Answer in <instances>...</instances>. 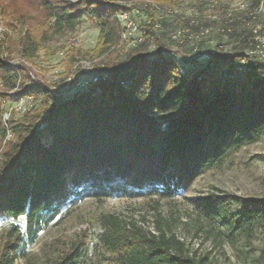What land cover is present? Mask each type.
Returning <instances> with one entry per match:
<instances>
[{
    "label": "trees",
    "instance_id": "16d2710c",
    "mask_svg": "<svg viewBox=\"0 0 264 264\" xmlns=\"http://www.w3.org/2000/svg\"><path fill=\"white\" fill-rule=\"evenodd\" d=\"M148 1L159 7L179 3ZM43 3L52 34H75L84 20L92 24L94 52L104 59L96 80L73 85L71 92L24 76L18 95L37 96L40 102L2 128V136L9 130L11 137L0 153V220L9 222L0 238V264H16L43 228L84 199L172 198L264 137V68L257 62L244 70L232 66L246 48L234 42L250 31L218 34L233 52L216 55L212 63L192 58L178 64L171 53L181 52V45L167 36V27L181 20L174 15L155 29L160 18L152 4L141 8L149 10L139 25L142 42L116 53L122 34L116 17L123 6L106 0ZM25 37L23 56L31 59L39 46L31 34ZM86 54L77 50L71 60ZM0 70L11 88L24 74L23 66L3 60ZM190 201L199 215L197 232L248 241L259 233L264 240V196L221 192ZM20 217L23 225L17 223ZM100 224L98 244L112 264H210L207 254L190 251L159 225L150 232L113 214L101 216ZM85 237L50 264H90ZM259 259L264 264V247Z\"/></svg>",
    "mask_w": 264,
    "mask_h": 264
},
{
    "label": "rangeland",
    "instance_id": "374dc122",
    "mask_svg": "<svg viewBox=\"0 0 264 264\" xmlns=\"http://www.w3.org/2000/svg\"><path fill=\"white\" fill-rule=\"evenodd\" d=\"M56 1L0 0V60L8 63L10 67L20 64L24 71V74L14 81L15 87L11 88L3 81V73L0 70V153L11 137L9 130L6 137L2 136V128L8 129L14 120H19L24 112L34 109L40 102L37 96L18 95L25 77L33 75L35 79L49 84L57 83L60 89L71 92L73 85L76 87L92 83V79L98 77L96 72L102 67L100 62L104 56H97L94 52L97 29L88 21L84 20L75 34H52L43 2L56 4ZM118 1L139 5L146 0ZM159 8L153 12L158 19L157 13H167V16L171 14L170 18L177 16L181 20L180 23L167 27V36L173 33L199 32L210 27L209 16L213 11L210 0H179L176 6ZM143 15H146L143 10L133 15L137 29L133 35L120 36L116 53L126 52L129 47L140 44H137L134 37H137V31L139 37H142L139 25L145 22L141 19ZM27 34H31L39 46L36 55L31 59L25 58L22 52ZM173 40L177 46L180 44V39ZM226 40V37L222 38L223 49L219 56L233 52ZM233 45H236L235 42ZM202 47L199 54L192 57L181 55V52L174 49L172 51L175 53L171 51V54H177L178 64H186L184 59H203L208 44L203 43ZM147 49L150 53L155 50L152 46ZM77 50L87 53L86 56L79 58L76 55L77 59L71 60V55ZM26 80L29 81V78ZM221 192L243 197L264 196V137L229 155L220 168L206 171L193 181L188 190L172 198L156 200L112 197L100 201L88 198L78 202L58 221L43 228L35 242L26 247V255L17 259L16 264L56 262L84 234L88 243L87 262L112 264L109 259L112 256L105 253L98 244L100 218L105 214H113L127 222H134L150 232H157L159 225L161 229L176 234L190 251H196L199 255L207 254L210 264H263L259 256L262 254L264 240L259 233L248 241L243 236L234 240L223 237L220 240L214 237L215 231L209 234L197 232L199 215L190 199ZM8 223L0 220V238ZM17 223L23 225V217L18 218ZM216 227V230H223L220 225Z\"/></svg>",
    "mask_w": 264,
    "mask_h": 264
},
{
    "label": "bare ground",
    "instance_id": "6f19581e",
    "mask_svg": "<svg viewBox=\"0 0 264 264\" xmlns=\"http://www.w3.org/2000/svg\"><path fill=\"white\" fill-rule=\"evenodd\" d=\"M108 2L123 6V9L117 13V17H116L122 27L123 33L121 34V37L125 35L134 34V32L137 29V24L133 20V15L139 13L142 6L146 7L153 3V2L151 3L148 0L142 2L139 5L135 3H126L118 0L117 1L109 0ZM210 3L213 8V11L209 16L211 26L205 28L204 32L215 31L220 34L225 33L228 35L240 29H245L250 31V34L247 33L248 35L247 37L242 35L245 38L241 39L239 37V39L235 41V44L237 46H239L240 44H244L246 48L239 50L236 58L232 62V66L234 67H235V63L239 64V66L235 67L236 69L238 70L246 69L247 64L251 62V59L249 58L248 54L259 53L258 42L264 39V0H210ZM152 5H154L155 10L160 9L159 6H157L156 4H152ZM154 25H159V24H154ZM231 26L233 27L231 28V32H230ZM245 32L246 31H244L243 33ZM244 45H242L241 48L244 47ZM222 49H223V45L222 47L217 48V55H220ZM257 63L264 68V64L262 62H257ZM219 72L223 73L222 71ZM263 78H264V69H263ZM95 80L96 77L92 79L93 82Z\"/></svg>",
    "mask_w": 264,
    "mask_h": 264
},
{
    "label": "built area",
    "instance_id": "2783aa9c",
    "mask_svg": "<svg viewBox=\"0 0 264 264\" xmlns=\"http://www.w3.org/2000/svg\"><path fill=\"white\" fill-rule=\"evenodd\" d=\"M146 11L149 10H143V12L145 13ZM157 14L158 17L160 18V25H154V28L162 29V22L169 21V18L171 16H167L166 14H160V13ZM232 27L233 26L230 27V32ZM242 35H247V34H242ZM134 38L137 44L142 42V37H139L138 31H137V37ZM171 38L180 39L181 55H184L186 57H192L199 54V52L203 49L202 47L203 43H207L208 48L206 50V53L204 54L203 60H208V62L210 63H212V61L209 60H213L217 55V48L222 47V40H218V33H212V31L204 32L203 30L199 32H187L186 34L173 33L171 35ZM258 46H259V53L248 54V56L251 59V62H262L264 64V39L258 42ZM236 66H239V64L235 63V67Z\"/></svg>",
    "mask_w": 264,
    "mask_h": 264
}]
</instances>
